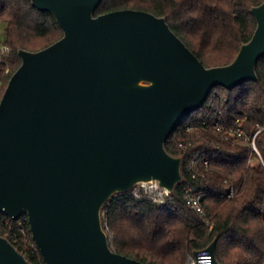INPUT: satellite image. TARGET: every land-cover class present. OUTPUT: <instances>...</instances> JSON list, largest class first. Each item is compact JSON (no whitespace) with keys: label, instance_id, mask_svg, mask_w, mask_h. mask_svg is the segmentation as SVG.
Returning <instances> with one entry per match:
<instances>
[{"label":"water","instance_id":"obj_1","mask_svg":"<svg viewBox=\"0 0 264 264\" xmlns=\"http://www.w3.org/2000/svg\"><path fill=\"white\" fill-rule=\"evenodd\" d=\"M103 0H32L64 35L21 65L0 101V212L29 216L47 264H149L114 251L102 210L117 192L157 179L170 190L182 157L165 147L215 86L256 80L264 1L252 38L226 65L207 67L164 16ZM217 238L207 247L216 255ZM0 264H32L0 234ZM219 264H221L219 262Z\"/></svg>","mask_w":264,"mask_h":264},{"label":"trees","instance_id":"obj_2","mask_svg":"<svg viewBox=\"0 0 264 264\" xmlns=\"http://www.w3.org/2000/svg\"><path fill=\"white\" fill-rule=\"evenodd\" d=\"M264 0H103L95 9L98 15L110 10L134 8L164 16L170 27L207 66L231 63L242 44L257 27L251 9ZM64 35L51 11L40 10L32 0H0V49L8 45L11 72L0 75V101L12 74L22 63L20 49L37 51ZM258 78L246 80L232 89L215 86L201 108L180 125L204 119L210 123L221 115L228 122L240 117L250 134L261 128L257 144L264 159V55L256 64ZM192 147H182L168 139L166 149L182 157V179L164 208L150 200H134L123 194L111 197L103 207V224L108 228L111 248L149 264H187L189 253L208 247L217 238L216 257L221 264H264V163L248 162L249 146L220 141L208 129L193 134ZM207 153H204V152ZM203 152L211 161L204 207L212 220L207 225L186 203L184 189L196 181L189 170L191 157ZM236 186L233 198L217 193L225 188L224 179ZM9 220L11 230L1 227L7 237L32 264H47L40 251L25 246L35 244L30 223L19 229L20 220ZM19 239V240H16Z\"/></svg>","mask_w":264,"mask_h":264},{"label":"built area","instance_id":"obj_3","mask_svg":"<svg viewBox=\"0 0 264 264\" xmlns=\"http://www.w3.org/2000/svg\"><path fill=\"white\" fill-rule=\"evenodd\" d=\"M10 51L11 49L8 45H2L0 49V75L9 74L11 72V62L7 57ZM180 123L176 126L168 138L177 143L179 146L192 147L194 144V137L192 134L199 129H208L215 136H217L220 141L230 143L232 145L242 144L249 146V163H264L262 153L257 144V136L261 128L253 134H250L240 117L235 118L233 122H228L221 115H218L212 119L211 123L206 119H204L200 125H196L195 123L180 125ZM204 153L207 152L205 151ZM210 165V159L203 156V152L195 153L190 159L189 170L196 183L187 186L183 191L186 203L200 217H202L204 222L209 226H211L213 222L206 213L204 207V197L208 191L207 181L210 179L209 173L213 170ZM224 182L226 183L225 188L219 191L217 196L222 199L233 198L236 194V186L227 178L224 179ZM173 191L174 190H170L166 186L162 185L159 180L153 179L149 181H140L125 191L117 192L115 195L123 194L137 201L144 199L150 200L157 207L164 208L169 205ZM102 214L104 216L103 210ZM24 220L29 221L28 213L24 215L23 220H20L19 224L21 232L26 234L27 230L23 224ZM9 223V220L5 218V213L0 212V228L5 226L11 230ZM105 229L108 231V228ZM24 239L26 242L25 246H27L31 252L40 251L36 243L33 245L30 241L28 242L27 237ZM16 240L19 239L16 238ZM187 264H219V261L216 255L210 253L206 247L204 249L197 250L192 256H190Z\"/></svg>","mask_w":264,"mask_h":264},{"label":"rangeland","instance_id":"obj_4","mask_svg":"<svg viewBox=\"0 0 264 264\" xmlns=\"http://www.w3.org/2000/svg\"><path fill=\"white\" fill-rule=\"evenodd\" d=\"M189 118H190V115H188V116L185 118L184 121H187ZM102 218H103V214H102ZM106 231H107V229H106ZM108 231L110 232V230H108ZM108 231H107V232H108ZM196 251H197V250H196ZM196 251H195V252H196ZM195 252H194V253H195ZM194 253H189V257L192 256Z\"/></svg>","mask_w":264,"mask_h":264}]
</instances>
